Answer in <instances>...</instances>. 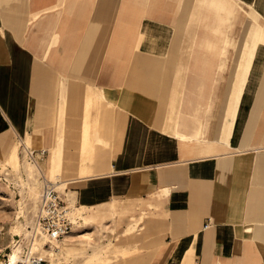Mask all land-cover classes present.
<instances>
[{
  "label": "crops",
  "instance_id": "0c3cea01",
  "mask_svg": "<svg viewBox=\"0 0 264 264\" xmlns=\"http://www.w3.org/2000/svg\"><path fill=\"white\" fill-rule=\"evenodd\" d=\"M187 1L0 0V160L34 153L81 214L139 208L109 264H264V0H202L246 5L241 37L180 64Z\"/></svg>",
  "mask_w": 264,
  "mask_h": 264
},
{
  "label": "rangeland",
  "instance_id": "374dc122",
  "mask_svg": "<svg viewBox=\"0 0 264 264\" xmlns=\"http://www.w3.org/2000/svg\"><path fill=\"white\" fill-rule=\"evenodd\" d=\"M242 5L240 1H237L235 13H238L232 15L221 11L209 1L188 0L184 9L185 16L180 18L183 23L178 26V35L182 38L178 41L177 62L180 64L193 61L196 63L219 62L222 58L219 53L226 48L227 63H231L235 53L232 43L241 37L243 22L247 17L241 10ZM189 15L191 17L187 23ZM263 22L253 24V30L264 32ZM197 54L199 55L197 56ZM166 62L169 63L170 60L161 61V63ZM194 74L197 76L202 72ZM199 79L201 78L196 77V82ZM228 79L232 80L233 77ZM233 90L234 88L231 92L232 96ZM210 91L211 106L213 107L216 89L211 87ZM233 106L231 98L228 108H233L234 111ZM23 160L25 158L21 157L20 165H15L10 160H0V262L8 259L7 254L12 251V246L15 244L21 245L23 248L24 259L27 260V255L32 250L31 258L37 255L44 257L43 264H109L120 255L129 254L122 250V247L127 244L126 241L130 235L135 237L138 233L139 225L137 223L132 226L134 227L132 230H129L128 225L134 224L133 217L141 216L139 208L130 205L131 209H129L124 202H116L114 203L117 210L115 214L94 215L95 211H87L86 208H83L85 212L81 214L80 209H77L79 206L68 201L73 212L77 215L78 222L69 236L60 242L59 253L51 258L44 251L51 249L49 245L44 244L46 240L39 238V241L35 242L32 232L27 231H33V226L29 227L27 221L30 225L35 223L40 206V199L34 197L35 193L31 190V186L35 187V191L41 195L43 182L40 174L34 181L28 179ZM35 160L42 167V164L37 159ZM52 177H47V179L56 181L54 175ZM19 264H26V262L20 261Z\"/></svg>",
  "mask_w": 264,
  "mask_h": 264
},
{
  "label": "built area",
  "instance_id": "2783aa9c",
  "mask_svg": "<svg viewBox=\"0 0 264 264\" xmlns=\"http://www.w3.org/2000/svg\"><path fill=\"white\" fill-rule=\"evenodd\" d=\"M31 153L30 156H33ZM42 178V189L40 195L39 215H37L36 232L39 238H43L49 243L53 240L64 241L66 236L73 231L77 224V215L72 210V206L61 195V182L52 181L44 176ZM33 244V243H32ZM44 257L36 256L31 258L32 264H43Z\"/></svg>",
  "mask_w": 264,
  "mask_h": 264
},
{
  "label": "bare ground",
  "instance_id": "6f19581e",
  "mask_svg": "<svg viewBox=\"0 0 264 264\" xmlns=\"http://www.w3.org/2000/svg\"><path fill=\"white\" fill-rule=\"evenodd\" d=\"M25 147V146H24ZM22 151V150H21ZM25 160L24 161V165H25V168H26V171H27V176H28V179H33L36 180L37 176L40 174V176L44 175L43 174V169L42 167L39 165V163L34 159V157L30 156L31 153L28 152V150L25 152ZM19 152L17 151V146L15 147L13 153L10 155L9 157V160L13 163V164H18L20 165V156H19ZM22 161V162H23ZM5 163V162H4ZM3 166V165H2ZM19 167V166H18ZM22 170V169H21ZM18 171V170H17ZM25 172V171H24ZM26 176V175H25ZM53 174H50L49 172V178H53L52 177ZM27 180V179H26ZM29 181V180H28ZM58 180H56L57 182ZM30 184V183H29ZM39 186V185H38ZM62 187L64 186V183L61 185ZM29 187V186H27ZM28 189V188H27ZM30 189V188H29ZM31 190L35 193L34 197L36 199H40V195L39 193H37L35 191V187H32L31 186ZM39 192V191H38ZM36 206V205H35ZM36 208V207H35ZM39 215V214H38ZM23 216H25V214H23ZM28 223V224H27ZM27 225L30 227V226H33V231L31 230H27L28 232H32V237H33V241H39V235L37 234L36 232V227H37V220L35 221V223H33L32 225L29 224V221H27ZM43 239V238H41ZM44 242V241H43ZM42 243V242H41ZM49 243L48 241L47 242H44V244H47ZM43 244V245H44ZM50 250H44L48 255H50L51 258H54V256H56L55 254L56 253H59V251L61 250L60 248V241H56V240H53L51 243H50ZM23 248L21 247V245H18V244H15L12 246V251L10 253L7 254L8 256V259L6 261H2L0 262V264H19L20 261H24L26 262V264H32L31 263V257L33 255V251L31 250L29 252V255H27V260L23 258ZM43 252V251H42Z\"/></svg>",
  "mask_w": 264,
  "mask_h": 264
}]
</instances>
